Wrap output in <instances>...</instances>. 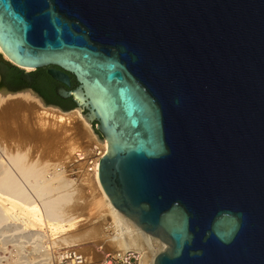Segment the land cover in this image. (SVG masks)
<instances>
[{
	"label": "water",
	"instance_id": "95a60500",
	"mask_svg": "<svg viewBox=\"0 0 264 264\" xmlns=\"http://www.w3.org/2000/svg\"><path fill=\"white\" fill-rule=\"evenodd\" d=\"M0 47L74 105L0 97L106 140L98 181L162 240L151 264H264V0H0Z\"/></svg>",
	"mask_w": 264,
	"mask_h": 264
},
{
	"label": "rangeland",
	"instance_id": "374dc122",
	"mask_svg": "<svg viewBox=\"0 0 264 264\" xmlns=\"http://www.w3.org/2000/svg\"><path fill=\"white\" fill-rule=\"evenodd\" d=\"M18 99L10 98L0 103V145L7 149H0V158L2 155L4 158L3 153L8 150L11 153L12 149L14 153L22 150L25 161L46 165L42 166L47 176L53 173L55 163L61 179L66 181L57 190L70 191L72 195L62 205L60 224L55 228L43 216L40 223H29L18 209L0 205V264H101L106 252H114L119 247L112 241L104 242L99 236V192L92 174L93 165L78 163L72 158L75 149H91L93 141L78 122L50 117L41 113L37 106L32 109L31 104L26 102V105L24 100L19 99V102ZM16 102L25 106L18 107ZM6 105L7 110H3ZM48 129L53 136L45 132ZM23 185L34 194L27 182ZM76 256L81 257L75 259Z\"/></svg>",
	"mask_w": 264,
	"mask_h": 264
},
{
	"label": "bare ground",
	"instance_id": "6f19581e",
	"mask_svg": "<svg viewBox=\"0 0 264 264\" xmlns=\"http://www.w3.org/2000/svg\"><path fill=\"white\" fill-rule=\"evenodd\" d=\"M0 52H2L3 55L6 57V54L2 51L1 47H0ZM24 69L27 71L30 70V68L28 67H24ZM16 97H19L20 100H24L25 104L26 102L31 104L32 109L33 106H37L38 110H40L41 113L47 114L50 117H57V118L63 117V119H69V122L71 120V123L78 122L79 124H81L80 126L83 127V129H85L83 131H86L87 136H89L91 141H93L92 144H94V146L97 148H101V151H104L103 152L104 154L106 153V149H107L106 140L102 139L101 143L96 140L95 134L92 132V129L89 127L91 126V124L84 119V117L81 115V113H79V110L77 108H74L70 111H60L56 107L43 106L34 95L23 91H18L15 93H7L1 96L0 103L10 98H16ZM20 100L19 102H21ZM16 105L18 107H21L23 106V103L22 105L19 106L16 102ZM7 108L8 106L6 105L3 107V110L4 109L7 110ZM5 113L7 116V112ZM78 123L76 124L78 125ZM51 128L49 129L51 130ZM49 129L45 132L47 133L49 132L48 134L53 136L52 135L53 132H50ZM52 130L54 131V128ZM39 131H41V129ZM5 141L7 142V140ZM1 148L2 147L0 145V149ZM2 149L4 150L6 148H2ZM15 149L20 150V148H15ZM7 152L8 153H3L4 158L3 155L2 158H0V205H8V208L9 209L11 208L13 210L18 209L20 213L26 216L27 218L26 220H28L29 223H40L41 216H43L46 219V221H49V223L55 228L60 224V221L58 219L60 217V213H61L60 210L62 205L66 204V202L70 200L71 197L70 195H72L70 191L61 192L60 190L59 192L57 190L60 186L65 185L64 183L65 180L61 179L62 177H60V173L58 174L57 169L55 167L56 164L54 163V165L52 166V168H54V170L52 169L53 173L50 175L49 172L47 173L49 174V176H47L45 174L46 168L42 166L45 164L41 163L42 165L40 166L37 165L39 164L37 161H35L37 164L34 161L32 162V160L30 162L25 161V158H23L24 154L22 155L23 152L22 150L21 153L20 152L14 153L15 151H13V149H12V153L10 152V150H8ZM92 165H93L92 174L99 192V200L97 202V205L99 206V217L101 218L100 219L101 224L99 228L100 238L103 241L106 240L107 242L108 241L114 242L119 247L118 250L130 249L137 251L140 254L138 264H151L153 256L157 252L162 251L164 248V244L162 240L156 237H152L149 234L143 232L132 221L126 218L122 213H120L116 208H114L111 205L107 195L103 191L98 181V177H97L98 162L96 159ZM19 178H21L23 182L24 181L27 182L28 186L31 188L34 194H32L31 191L25 188L26 184L23 185V182ZM79 257L81 256H76V258Z\"/></svg>",
	"mask_w": 264,
	"mask_h": 264
},
{
	"label": "flooded vegetation",
	"instance_id": "af4514ba",
	"mask_svg": "<svg viewBox=\"0 0 264 264\" xmlns=\"http://www.w3.org/2000/svg\"><path fill=\"white\" fill-rule=\"evenodd\" d=\"M9 68H12V67H7L5 65L0 66V82H1V84L5 85V86H7L9 88L29 87V88L35 90L36 92H37L36 88H38V89L42 90L47 97L53 98L52 91L56 94V89L60 85V83L54 81L46 73V70H45L46 67L39 68V69H36V70L30 72L31 77H32L30 83H27V81L24 80L20 76V73L17 71L16 68H15L16 69V72L18 73L17 74V78L16 79L11 78L10 75H9L11 73L9 71ZM70 81H71V78H70ZM61 99H68V98H61ZM47 103L54 104V105H58L61 108H67L68 107L67 101H64V100L61 101V102H59L57 100L56 101L53 100L52 102H47Z\"/></svg>",
	"mask_w": 264,
	"mask_h": 264
},
{
	"label": "built area",
	"instance_id": "2783aa9c",
	"mask_svg": "<svg viewBox=\"0 0 264 264\" xmlns=\"http://www.w3.org/2000/svg\"><path fill=\"white\" fill-rule=\"evenodd\" d=\"M103 152L101 148L92 145L91 149H75L72 153V158L75 162L91 165L95 159L98 162L104 155ZM72 256L74 257V253H72ZM139 257L140 254L135 250H116L114 252H106L102 258L101 264H138ZM75 259H80V257Z\"/></svg>",
	"mask_w": 264,
	"mask_h": 264
},
{
	"label": "trees",
	"instance_id": "16d2710c",
	"mask_svg": "<svg viewBox=\"0 0 264 264\" xmlns=\"http://www.w3.org/2000/svg\"><path fill=\"white\" fill-rule=\"evenodd\" d=\"M0 66H3V65L0 63ZM9 71L11 72V73L9 74L10 77L16 79L18 73L16 72L15 67L9 68ZM70 78H71V86H74L76 83H75V81H74L72 75H70ZM36 90H37V92H38V94H39L40 96L44 97V99L46 100V102H52L53 100H55V101L57 100V101L61 102V101L64 100V101H67V103H68V104H67V105H68V108H70V107H72V106L74 105L70 98H68V99H61V98H60L59 96H57L53 91H52V96H53V98H49V97H47V96L44 94V92H43L42 90H40V89H38V88H36ZM95 132L98 133L96 130H95Z\"/></svg>",
	"mask_w": 264,
	"mask_h": 264
}]
</instances>
